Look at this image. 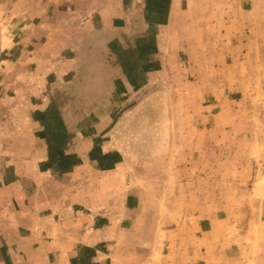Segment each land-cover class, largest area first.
I'll return each mask as SVG.
<instances>
[{"label": "crops", "instance_id": "obj_1", "mask_svg": "<svg viewBox=\"0 0 264 264\" xmlns=\"http://www.w3.org/2000/svg\"><path fill=\"white\" fill-rule=\"evenodd\" d=\"M47 1L54 16L37 32L53 35L38 47L52 49L58 80L17 76L23 95L0 98V264H219L230 253L216 237L217 190L241 176L216 167L242 162L229 149L260 129L243 102L264 92V0ZM172 96L188 134L176 141L185 206L170 222L136 164ZM252 195L229 209L257 212Z\"/></svg>", "mask_w": 264, "mask_h": 264}, {"label": "rangeland", "instance_id": "obj_2", "mask_svg": "<svg viewBox=\"0 0 264 264\" xmlns=\"http://www.w3.org/2000/svg\"><path fill=\"white\" fill-rule=\"evenodd\" d=\"M48 3L47 0H0V20L6 30L5 46L0 57V98L5 97L6 93L11 95V93H15L14 91L20 92L22 90L23 84H21V79L17 80V76H43L45 80L47 78L51 79V81L55 78L58 80L55 75L59 74L62 69L60 68L61 65L56 63L55 57H52V49L44 48L39 50L40 48L38 47L42 43H46L45 41L53 35V32L49 33L48 29L41 34L37 32V25L51 23L49 20L53 19L54 12L49 8L50 4ZM39 19H41L42 23H39ZM241 37V34L237 33L233 41H236V39L240 40ZM224 39L228 38L225 36ZM244 41L250 42L253 40L246 39V34L244 33ZM236 52L239 53L240 49ZM252 54V51L248 52V57ZM251 58L252 56L248 60ZM166 72L165 76L169 72V65L166 66ZM255 73L256 70L254 74L251 73L250 75L254 76ZM258 75L259 72L256 76ZM38 84L39 88L42 89L43 83L40 82ZM89 86L93 87L89 93L96 91L99 94V83H90ZM166 86L171 89L172 84H167ZM45 87H47V82ZM68 91L79 92L80 89L74 85ZM166 92L171 93L170 91ZM20 93L23 95L22 92ZM144 93V90L137 93L135 98L131 99L130 105L138 106L140 102H143ZM255 97L254 101L245 99L243 103L250 106L255 104V107H257V123H253L257 124L260 129L246 133L243 141H241L242 143L239 145L240 147L232 148L228 151V153H231L232 158L241 157L242 162H227L226 164L222 163L221 166L217 164L216 167L217 171L220 170L227 176H229L231 171L237 172L241 176L239 177L241 179L232 181L226 180V178L223 185H221L220 192L217 190L216 205L218 210L213 212V217L217 219L221 215V224L218 223L215 228L216 237L223 238L227 242L225 251L230 253V255H226V258L221 259L219 264H264V210L262 211V207L264 208V118L262 119L259 116L261 111L264 114V92L262 89L257 91ZM156 101L159 104L161 99ZM165 101L164 105L169 106V112L165 120H162L163 129L152 127L151 131L142 132L146 134V137L150 134L151 139L155 140H153V145H151V157L148 161L146 160L145 164L137 163L136 170L139 172L143 171V165H145V171L150 173L151 179L148 178L147 185L152 187L151 198L155 200L153 204L157 202L158 208L161 207L163 212L168 213L170 222H173L179 213L175 204L183 203L185 206L183 201L185 195L183 200L180 195H177L178 190L183 187V185L180 186L181 182L186 179V176H184L186 169L176 162V141L178 137L181 138V135L188 134V131L182 132L180 130L178 132L176 130L179 116L175 113L176 103L174 97L172 96V98ZM254 114L253 116H255ZM152 119L154 124V118ZM138 121L141 122L142 120ZM249 138L254 140L253 145H248L247 140ZM148 166H150V169ZM148 173L146 175H149ZM249 175L251 176L250 179ZM247 176L248 178L246 179ZM143 181V179H137V184H143ZM158 188L162 189L161 194ZM250 190L253 194L251 200L258 201L261 204L257 212L229 209V206L238 208L239 204H243L245 208L250 207V204L246 205L249 200H245V197H243L245 191ZM223 198L225 199L224 202L222 201ZM170 205L172 206L170 207ZM256 215H258V218ZM170 231L173 232V230ZM171 232L168 231L167 234L170 236ZM152 246V260H154L155 253H158L157 242H153ZM166 249L171 248L169 246ZM164 260L167 263L174 261L168 257Z\"/></svg>", "mask_w": 264, "mask_h": 264}, {"label": "water", "instance_id": "obj_3", "mask_svg": "<svg viewBox=\"0 0 264 264\" xmlns=\"http://www.w3.org/2000/svg\"><path fill=\"white\" fill-rule=\"evenodd\" d=\"M5 35H6L5 26L0 20V57L5 46Z\"/></svg>", "mask_w": 264, "mask_h": 264}, {"label": "bare ground", "instance_id": "obj_4", "mask_svg": "<svg viewBox=\"0 0 264 264\" xmlns=\"http://www.w3.org/2000/svg\"><path fill=\"white\" fill-rule=\"evenodd\" d=\"M258 197V196H257Z\"/></svg>", "mask_w": 264, "mask_h": 264}]
</instances>
